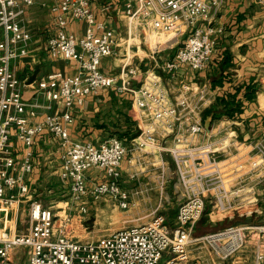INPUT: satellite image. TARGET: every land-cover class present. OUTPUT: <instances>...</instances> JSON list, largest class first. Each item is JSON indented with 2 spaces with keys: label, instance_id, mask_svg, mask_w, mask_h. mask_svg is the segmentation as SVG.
Masks as SVG:
<instances>
[{
  "label": "built area",
  "instance_id": "2783aa9c",
  "mask_svg": "<svg viewBox=\"0 0 264 264\" xmlns=\"http://www.w3.org/2000/svg\"><path fill=\"white\" fill-rule=\"evenodd\" d=\"M36 1L0 0V264H205L192 257L193 243L205 244L215 256L227 260L247 246L252 232L259 241L255 264H264V224L231 225L201 237L193 234L204 213L208 193L224 183L218 147L209 141H194L205 132L202 115L211 104L206 90L183 84L173 102L162 77L153 70L144 71L134 64L116 74L104 72L103 60L115 54L122 40L97 16L91 0L53 3L47 49L53 58L74 60L76 72H49L37 80L35 92L25 96L23 89L30 73L20 76L16 64L31 49L33 34L25 14ZM113 2L144 35L149 28L161 34L178 32L177 44L181 37H186L175 57L163 65L164 71L174 74L181 65L188 64L200 73L211 64L218 50V36L223 32L215 22L224 0ZM72 19L85 25L80 38L69 30ZM105 88L128 94L135 107L152 113L154 120L164 122L170 129L175 128L185 111L188 134L177 136L166 150L176 165L180 183L188 191L178 207L174 228L166 223L163 213H155L148 221L98 238L85 236V218L100 199L107 198L122 209L133 205L131 193L123 185L122 169L130 146L118 136L100 143L77 142L69 132L72 108L83 105L87 96ZM61 100L65 112L51 113L54 103ZM43 110L45 114H41ZM39 116L42 118L38 119ZM44 133L59 138L62 144L59 169L61 177L69 182V198L60 208L27 200L31 189L29 177L35 166V140ZM155 141L149 132L136 145L146 147ZM261 151L264 152V146ZM91 170L102 172V178H89ZM25 200L30 203L26 213L28 227L19 228L16 222L9 226L10 212L15 211L18 216ZM216 205L223 208L221 203ZM17 249L23 250L18 263Z\"/></svg>",
  "mask_w": 264,
  "mask_h": 264
},
{
  "label": "crops",
  "instance_id": "0c3cea01",
  "mask_svg": "<svg viewBox=\"0 0 264 264\" xmlns=\"http://www.w3.org/2000/svg\"><path fill=\"white\" fill-rule=\"evenodd\" d=\"M55 1L57 0H37L34 5L27 8L25 14L33 38L28 56L16 64V69L20 76L30 73L23 89L27 97L35 92L37 80L47 73L63 71L69 75L76 72L77 66L74 60L53 58L47 49V38L54 17L51 8ZM113 3V0H91V6L94 7L97 16L105 20L122 40L117 45L115 54L103 60L104 72L116 74L123 67L134 64L141 66L144 71L153 70L162 77L173 102H176L183 84L199 87L201 90H206L211 100V104L204 110L215 105L219 97H227L241 87L238 98L243 101L242 112L233 118L223 115L214 119L211 129L207 130L205 127V132L196 136L194 141L197 143L209 141L219 149L218 156L221 160L224 183L220 188L211 189L207 195V201L214 202L215 206H218L216 203H221L223 206L224 215H220L217 220L225 221L233 218L241 224H264V152L261 151L264 146V0H224L215 22L216 26L223 28V32L218 36V50L211 64L200 73L194 71L188 64H183L174 74L167 72L168 79L161 74L165 72L163 65L174 58L176 53L172 57L160 56L158 53L161 49L150 46V35L154 33L150 28L147 30V35L137 30L138 36L143 34L144 40L139 44H131L130 41L125 40L126 36L133 34L132 30L136 32V28L130 25L127 17L118 11ZM107 6L110 8L105 9ZM69 30L80 38L84 34L85 25L72 19ZM167 40L166 48H174L178 45L172 37ZM227 60L231 65H225ZM37 67L40 70L36 80L28 83ZM220 78L222 83L214 84V80ZM196 79L198 81H195ZM249 84L256 86V96L253 99H245L243 96ZM138 85L140 86L141 83L138 82ZM218 107L223 109L224 104L220 103ZM65 110L61 100L54 103L50 112L61 115ZM71 112L73 122L68 124V127L73 141L100 143L112 136H122L121 138L130 146V153L125 158L122 169L123 185L130 191L133 205L127 209L123 217L125 222L131 225L145 222L143 220L149 217V214L144 215L139 208L151 203L150 191L153 188L146 187L144 183L134 188L133 181L137 176L149 173L153 169L151 165L160 168L162 178L166 176L169 178L171 168L167 156H171L166 150L175 143L177 136L183 137L188 134L189 121L185 111L176 121L175 128L170 129L164 122L154 120L152 113H145L135 107L128 94L121 95L115 88H105L98 94L87 96L85 103L74 106ZM45 113L46 111L43 110L41 114ZM41 118L42 116L38 117ZM202 121L205 126L203 115ZM139 131L141 134L136 137ZM149 132L155 136V143L146 147L136 145ZM128 135L130 137H127ZM61 145V140L50 133L36 137L33 148L35 166L29 177L31 189L27 200L42 202L41 199H37V189L45 173L60 182L56 187L57 190L63 187V190L69 191V182L60 175ZM254 162H258V165L254 166ZM88 176L91 179H99L102 178L103 173L91 170ZM164 182L165 179L162 183ZM166 199L170 201L169 198ZM27 200L23 202L22 216L25 215L24 210L27 208L25 204L29 202ZM103 200L111 201L107 198ZM111 202L120 208L113 201ZM16 217L20 218L17 215ZM195 243L199 244L196 248L193 247ZM195 243L191 246V255L193 258L201 259L205 264H255L259 241L257 234L252 232L247 246L230 260H222L215 256L207 245Z\"/></svg>",
  "mask_w": 264,
  "mask_h": 264
},
{
  "label": "rangeland",
  "instance_id": "374dc122",
  "mask_svg": "<svg viewBox=\"0 0 264 264\" xmlns=\"http://www.w3.org/2000/svg\"><path fill=\"white\" fill-rule=\"evenodd\" d=\"M128 19V18H127ZM128 22L132 27H134L135 22L128 19ZM131 31L133 33L131 36H126L124 39L130 41L131 44H139L143 39V34L138 36L139 33L137 30ZM178 32H172L168 34H161V33H153L150 37V46L158 47L161 51L158 53L160 56H167L172 57L179 47L183 44L186 37H181L180 43L176 45L174 48H166V45L163 46L162 42L165 41L167 38H171L174 42L177 41ZM158 40H157V39ZM161 40V41H160ZM144 41V40H143ZM157 42H161L160 44ZM166 42V41H165ZM162 45V46H161ZM136 50V48H135ZM159 50V49H158ZM166 73V74H163ZM161 73L165 78H169V74L165 71ZM171 80V79H170ZM195 81H198L197 79ZM173 84V82L170 81ZM171 84V85H172ZM120 138L122 136H119ZM129 137V136H127ZM168 165L171 168V173L169 178H162L160 176V168L153 166V169L150 170L149 173L146 175H140V177H136L135 181H133L134 188L139 187L141 184H145L146 187H152L153 189L150 191V196L152 198L151 203L148 205L140 206L139 210L143 211L144 215H148L143 221L150 220L151 216L155 213H163L166 218V223L171 227L174 228L176 225V218L179 205L184 201L186 195L188 193L186 187L180 183L179 180V173L176 169V165L172 159V157L167 156ZM151 168V167H150ZM165 179V182L163 180ZM55 181L56 183H52ZM38 184L37 199H41L44 205L48 206H61L63 205V201L69 198L68 190H63V187L59 190L56 189L60 182H57L52 175L45 173V175L41 178ZM53 184V185H50ZM65 189V188H64ZM57 191V192H56ZM166 198H169L168 201ZM104 198L100 199L96 204L92 205L89 211V214L86 216V226L87 230L85 233L86 237H93L98 238L105 234H109L113 231L121 229L125 226L131 225L129 222H125L123 214L127 212V209H122L114 206L111 201H105ZM26 210H24L25 215L22 216L23 212V204L20 206L19 211V219L18 222L15 218L16 214L10 212V216L8 218L7 224L9 226H13L16 224L19 228L26 229L28 227V219L26 217V213L28 208L30 207V203L28 202ZM64 206V205H63ZM61 206V207H63ZM25 207V206H24ZM60 208V207H59ZM13 212V211H12ZM224 209L219 206H215L214 202L207 201L205 210L200 218V220L196 223L194 229V236L198 237L206 236L210 233L216 232L218 230L224 229L225 227L231 225H241V223H237L233 218H228L225 221H218L217 218L220 215H224ZM22 216V220H21ZM141 223V222H138ZM4 224H2L3 226ZM197 233V234H196ZM199 244H194L193 247L196 248ZM22 249H17L15 253V259L17 263L19 262V258L22 257ZM230 260V259H228Z\"/></svg>",
  "mask_w": 264,
  "mask_h": 264
},
{
  "label": "trees",
  "instance_id": "16d2710c",
  "mask_svg": "<svg viewBox=\"0 0 264 264\" xmlns=\"http://www.w3.org/2000/svg\"><path fill=\"white\" fill-rule=\"evenodd\" d=\"M226 66L231 65L230 61L225 62ZM222 80H214V84H221ZM256 86L254 84H249L246 86V89L243 92L245 99H253L256 96ZM241 91V87L236 89V92L233 94H228L227 97H219L217 103L210 108H207L203 112V119L205 120L208 116H212L213 120L221 118L223 115H226L230 118L236 117V115L242 112V100L238 98V94ZM220 103L224 104L223 109H219L218 105ZM130 137V135H128Z\"/></svg>",
  "mask_w": 264,
  "mask_h": 264
},
{
  "label": "water",
  "instance_id": "95a60500",
  "mask_svg": "<svg viewBox=\"0 0 264 264\" xmlns=\"http://www.w3.org/2000/svg\"><path fill=\"white\" fill-rule=\"evenodd\" d=\"M39 70H40V68L37 67V69L34 71V73L30 76L28 83H33L36 80L38 73H39ZM212 121H213L212 116H208L205 119V127L207 128V130L211 129ZM140 134H141V132L139 131L138 134L136 135V137H138Z\"/></svg>",
  "mask_w": 264,
  "mask_h": 264
},
{
  "label": "bare ground",
  "instance_id": "6f19581e",
  "mask_svg": "<svg viewBox=\"0 0 264 264\" xmlns=\"http://www.w3.org/2000/svg\"><path fill=\"white\" fill-rule=\"evenodd\" d=\"M156 39H157V38H156ZM157 40H158V39H157ZM160 41H161V40H160ZM165 41H166V40H165ZM165 41L162 42L163 46L166 45V43H168V40H167L166 42H165Z\"/></svg>",
  "mask_w": 264,
  "mask_h": 264
}]
</instances>
